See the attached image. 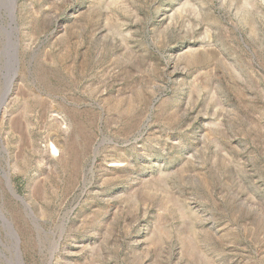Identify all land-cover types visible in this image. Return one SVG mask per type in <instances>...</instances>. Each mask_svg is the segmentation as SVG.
Masks as SVG:
<instances>
[{
    "label": "rangeland",
    "instance_id": "374dc122",
    "mask_svg": "<svg viewBox=\"0 0 264 264\" xmlns=\"http://www.w3.org/2000/svg\"><path fill=\"white\" fill-rule=\"evenodd\" d=\"M0 264H264V0H0Z\"/></svg>",
    "mask_w": 264,
    "mask_h": 264
}]
</instances>
